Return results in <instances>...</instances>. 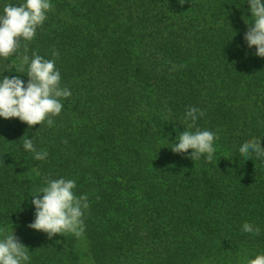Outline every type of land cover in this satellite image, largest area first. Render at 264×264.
Listing matches in <instances>:
<instances>
[{"label":"trees","instance_id":"trees-1","mask_svg":"<svg viewBox=\"0 0 264 264\" xmlns=\"http://www.w3.org/2000/svg\"><path fill=\"white\" fill-rule=\"evenodd\" d=\"M19 3L0 0V14ZM52 4L27 50L21 41L0 58V80L25 85L23 55L54 60L71 92L51 127L0 118V229L19 233L25 264L78 260L66 235L28 227L33 170L45 184L74 180V194L87 196L83 233L95 264H247L264 255V157L239 152L252 139L264 149V58L244 39L248 0H80L81 17L65 0ZM190 107L204 113L190 130L219 137L211 163L171 151L189 130ZM27 138L44 160L24 149ZM246 222L259 235L243 232Z\"/></svg>","mask_w":264,"mask_h":264},{"label":"clouds","instance_id":"clouds-1","mask_svg":"<svg viewBox=\"0 0 264 264\" xmlns=\"http://www.w3.org/2000/svg\"><path fill=\"white\" fill-rule=\"evenodd\" d=\"M253 24L248 27L244 39L249 48L255 46L256 55L264 58V3L262 0H248ZM50 0H25L19 6L6 5L3 14H0V58L5 61L20 47L21 41L30 42L38 27L46 20V13L52 9ZM53 56L58 53L53 51ZM27 65L28 82L19 77H3L0 80V118L5 120L19 119L29 127L41 125L46 119L51 127L52 117L58 116L62 110L61 98H68L71 92L60 86V72L55 69L54 60H46L33 53L31 60L23 55L16 71L24 70ZM172 70H175L173 66ZM199 116L204 113L195 107H190L185 120H191L189 130L179 133L177 142L171 151L176 154H185L191 151L189 159L196 161L206 154V162L211 163L216 152L214 141L219 137L208 130L196 129L191 131ZM25 150L34 153L35 160H44L46 151L37 152L32 139H24ZM242 155L255 153L257 158L264 157L261 141L257 139L242 143L239 148ZM76 183L74 180L63 178L47 180L46 186L32 194V204L35 207V220L28 227L38 232L46 233L49 239L64 234H74L77 238L84 232V210L89 207L87 196L77 197L74 194ZM40 194L42 198H40ZM242 231L259 235L260 229L249 223H244ZM0 264H25L29 261V250L14 235L0 229ZM59 243V241H57ZM247 264H264V255H258L248 260Z\"/></svg>","mask_w":264,"mask_h":264},{"label":"rangeland","instance_id":"rangeland-1","mask_svg":"<svg viewBox=\"0 0 264 264\" xmlns=\"http://www.w3.org/2000/svg\"><path fill=\"white\" fill-rule=\"evenodd\" d=\"M19 1H21V3L16 4V6H19L23 2L22 0H19ZM56 1L57 0L50 1L51 5L53 6L52 2L55 3ZM65 1L70 5L69 8L72 9L73 13L76 14L77 17H81L82 13L79 11L80 0H65ZM49 11L46 13V16L49 15ZM31 176L35 181H39V183L33 185V192L44 187V186H46L45 180L43 179V177L41 175L38 174V172L36 170H33V173L31 174ZM42 195L43 194H40V198H42ZM32 206L34 207L33 204H32ZM32 212L35 215V207L33 208ZM12 231L13 230L6 231V232L11 233ZM33 231H35V230H33ZM16 232H14V235L19 234ZM37 233L41 234L42 232L37 231ZM64 235H66V237H68V239H71V241L73 243L72 245L74 247V251H76L77 257H78V260L76 261L77 264H95L93 259L90 256L88 241L86 240L84 233L79 238H77L74 234L66 233ZM65 264H69V263L66 262ZM144 264H146V262Z\"/></svg>","mask_w":264,"mask_h":264}]
</instances>
